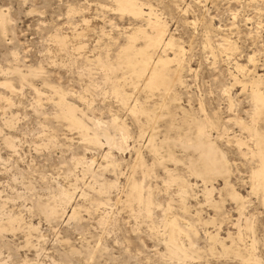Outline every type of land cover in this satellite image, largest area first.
Masks as SVG:
<instances>
[{
	"label": "rangeland",
	"instance_id": "1",
	"mask_svg": "<svg viewBox=\"0 0 264 264\" xmlns=\"http://www.w3.org/2000/svg\"><path fill=\"white\" fill-rule=\"evenodd\" d=\"M136 1L184 51L167 108L129 71L101 68L116 64L134 29L149 31L145 20L118 13L113 0H0V264H245L237 254L248 251L258 262L248 264H264V206L249 187L256 162L241 152L252 144L238 123L252 119L250 82L259 80L264 94V0ZM226 41L231 49H222ZM171 49L163 55L173 58ZM116 82L127 103L114 96ZM59 95L99 145L61 118ZM135 103L159 111L157 120L132 115ZM205 116L217 126L206 130L228 162L226 177L194 175L198 152L177 143L178 135L194 139L191 119ZM114 119L128 132L121 150ZM254 122L264 132V120ZM135 183L149 213L130 198ZM168 221L190 258L168 255Z\"/></svg>",
	"mask_w": 264,
	"mask_h": 264
},
{
	"label": "bare ground",
	"instance_id": "2",
	"mask_svg": "<svg viewBox=\"0 0 264 264\" xmlns=\"http://www.w3.org/2000/svg\"><path fill=\"white\" fill-rule=\"evenodd\" d=\"M113 2L115 4L116 9L118 10V13L121 12V14H123V12H125L126 14L128 13L134 17H138L137 19L141 18L145 20L146 26H148L150 32L145 31L144 28H140V27L134 29L132 33L127 37L126 45L123 46V48L120 50L119 54L117 55L116 64L111 65L108 63H104V64L100 63L102 64L101 68L105 70L106 72L105 74H109V75H111V73L117 72L118 69H124L126 71H129L134 77L135 81L137 82L141 81L142 88L147 90L149 93L154 92V90H158L162 98L161 99L162 103L159 105V107L167 108L168 103L166 99H168L169 97L167 96V94L171 90H173L172 87L175 86L174 84L181 83V80L179 77V70L181 68V59L179 55H181L182 47L176 46L175 44L176 40H174V38H172V36L167 32L168 27L158 17V15H156L155 12H152V10L149 7H145L147 8L146 10L147 12L143 10L142 5L145 3L137 2L136 0H113ZM5 22H6L5 16L2 13H0V28L2 29V31L4 29ZM136 38H140L143 41L142 46L137 47L134 44V40ZM56 41L60 46L65 45L64 38L56 37ZM222 45H224L222 49L227 50V49L232 48L230 42L228 43V41H226V43H223ZM169 47L170 49L171 48L173 49V58H169V57L167 58L166 53L163 55V52L166 51V48H169ZM157 50H159L160 54L157 53ZM182 53H184V51ZM183 55L184 54H182V56ZM172 60L175 61L176 63V67L174 70H171V68L168 65ZM20 78L23 79V76L20 75ZM259 83H260L259 80H254L250 82V86H249L250 91H251L249 95L251 97V101L253 104L252 110H251L252 111L251 117H250L252 119L250 121V124L242 123L240 121L239 122L237 121V122L239 123L241 128H243L248 133L247 134L248 138H247V135H246V138L252 144V148L245 147L248 149H245L246 150L245 152L241 150V152L244 153L243 156H246L245 153L249 154L250 159L253 158L254 161L256 162V166L251 168L250 170V176H249L250 192L260 195L259 197L261 198L262 204L264 206V132L258 130L255 127L256 123L254 122L257 119L264 120V94L261 91H259V88H260ZM112 91H113L114 96L118 97L121 103L124 104L127 101L126 99L128 97L123 92V89L120 83H117V82L114 83L112 86ZM169 98H170L169 99V103H170L172 100L175 99V95H172ZM65 101L63 100L61 95L58 96V105L61 111V114H60L61 118H63L64 120H67L68 125L70 127L72 126L78 129L81 135L86 139V141L89 144L96 145V146L99 145V137L97 136V134L94 133L91 137L88 136V133H87L88 129L86 128L85 125H83L82 121L77 119L75 115L76 110L72 106L67 104ZM130 112L136 118H140L139 116L145 115L150 125H152L153 122L157 120L156 118L159 116V111L156 112L154 108L153 109L146 108L141 103L140 105L135 103L132 107H130ZM191 120L193 121L192 123H194L196 127L195 138L190 139L191 137L188 138L185 135L184 136L178 135L176 138V140H178L177 143L180 142L181 145H183L185 148L193 149L194 151H196V154L198 152L197 160L196 162H190L189 170L194 175L201 177L203 179H206L211 175H220V176L226 177V175H229L228 172L230 171L226 166L228 162L226 163V160L224 159L225 157H223L221 151H218L214 143L210 140L211 136L207 132L208 129L206 130L207 126H208L207 128L215 126L214 120H212L208 116L203 117V119L201 120L197 118H192ZM116 122H117L116 119H114L111 125L115 131L117 130L120 133V136L119 138L114 139V142L116 143V145H118L119 149L121 150L123 148L122 147L123 144L125 143V138L127 137L128 132L123 124H117ZM215 127L217 128V126ZM210 129L212 130V128ZM106 131L108 132V130ZM105 135H106L105 138H107L108 133H105ZM153 136L151 135L149 137V142L153 140L152 139ZM150 144H151L150 148H152L153 152H156L157 147L154 144H152V142H150ZM235 144L238 148H240V145L242 146V144L245 145L246 143H245V140L243 141V140L237 139L235 141ZM169 157L170 159L173 158L172 155H169ZM181 185H183L184 187L183 183ZM224 186L230 187L231 185H229L228 182L225 181ZM204 189H205V195L209 196L210 195L209 193L212 190L206 188V186ZM229 190H230L229 196L235 202H237L238 208L239 207L241 208V206L244 204V203L242 204L241 202L242 198L235 190L231 188ZM140 192H141V186L136 183L132 184L131 191H130V198L136 201L139 205H141L144 208V210L147 213H149L151 202L149 199H143L141 197L142 195L140 194ZM69 199L70 197H68L67 194H62L63 201L68 203ZM242 207H244V205ZM238 213L241 214V211L240 212L238 211ZM74 214H75V210L72 211V214L70 217H73ZM248 220L250 219L245 217L244 223H245V228H247V230L248 229L250 230L251 226ZM238 221L240 222V220H237V222ZM166 224L169 228V237H168V243H167L168 255L173 259L174 258L178 260H182V259L185 260V258L188 259L187 257H189V252L184 247L180 246V244H178L177 242L179 238L178 236L181 234V231L179 230L177 223L175 221H168ZM238 234L240 235V231H238ZM216 239H217L216 237L212 238L213 241H215ZM237 256L240 257L242 262L245 264H248L249 261L258 263L256 261V258L252 254V252L248 251L247 255L245 256L240 255V254H237Z\"/></svg>",
	"mask_w": 264,
	"mask_h": 264
}]
</instances>
